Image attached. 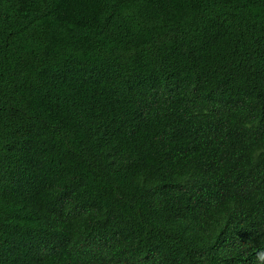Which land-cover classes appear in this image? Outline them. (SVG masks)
I'll list each match as a JSON object with an SVG mask.
<instances>
[{"label": "trees", "instance_id": "trees-1", "mask_svg": "<svg viewBox=\"0 0 264 264\" xmlns=\"http://www.w3.org/2000/svg\"><path fill=\"white\" fill-rule=\"evenodd\" d=\"M263 245L264 0H0V264Z\"/></svg>", "mask_w": 264, "mask_h": 264}, {"label": "clouds", "instance_id": "clouds-1", "mask_svg": "<svg viewBox=\"0 0 264 264\" xmlns=\"http://www.w3.org/2000/svg\"><path fill=\"white\" fill-rule=\"evenodd\" d=\"M249 222L254 223L255 225L259 226V224L256 221L249 220ZM255 261H256L255 264H264V245L260 246V248H258L257 259Z\"/></svg>", "mask_w": 264, "mask_h": 264}]
</instances>
